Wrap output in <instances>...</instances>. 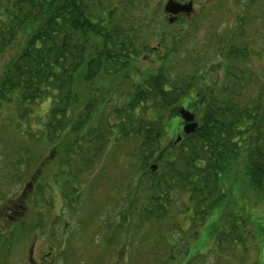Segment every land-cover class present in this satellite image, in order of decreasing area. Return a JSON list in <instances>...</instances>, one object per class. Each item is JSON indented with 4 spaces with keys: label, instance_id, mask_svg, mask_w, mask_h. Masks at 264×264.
Listing matches in <instances>:
<instances>
[{
    "label": "trees",
    "instance_id": "1",
    "mask_svg": "<svg viewBox=\"0 0 264 264\" xmlns=\"http://www.w3.org/2000/svg\"><path fill=\"white\" fill-rule=\"evenodd\" d=\"M254 1L249 0L239 7L230 35L210 33L207 47L196 35L195 22L183 16L173 23L164 18L168 26L184 25L180 31L162 35L156 53L155 47L149 46L150 39L154 38L149 30L156 18L151 16L154 10L148 7V0L115 3L109 0L105 5L103 0H0V111L11 109L18 121L17 129L28 128L22 130L20 136L25 135L35 143L44 138L54 149L53 153L63 150L68 157L64 160L57 156L61 170L55 172L59 176L67 173L70 161L84 149L86 156L78 158L77 172L82 174L87 167L92 169L97 165L93 160L103 153L105 140L113 128L117 129L118 137L124 141L131 139L136 145L133 156L134 161H138V171L137 176L128 179V183H134L129 204L123 211L116 209L111 214L117 220L115 224L104 222L98 226L110 232L104 250L121 237L122 224L129 223L131 214L136 227L151 221L161 223L170 217L173 202L174 207L178 206L175 198L182 195L187 201L183 212L189 211L188 204L192 211V215L187 216L190 230L195 231L210 217L214 220L215 246L220 252L231 255L235 248L232 251L229 244L246 242L242 233L248 232L247 216L233 211L225 202L233 183L230 170L240 158L250 192L258 199L264 196V71L253 74L249 67L242 65L249 61L251 53L258 54L260 48H264L263 44L259 50L252 48L259 40L264 41L261 36H264L263 10L259 24L261 35L253 31L252 40L245 32L251 17L249 8ZM155 53L156 68L140 70L137 62ZM213 55L220 57L222 79L209 86L207 99L200 104L201 110L197 109L200 117L197 128L191 134H182L176 142L179 120L177 133L167 140L166 124L177 116L179 107L182 104L191 107L192 94L202 99L199 92L205 87L202 81L207 69L201 65ZM185 62H189L188 71L183 68ZM46 102L48 107L36 117V110ZM73 115L77 116L74 122ZM31 122L35 123V129ZM84 131L85 135L77 143L71 142L72 135ZM24 149L29 153L27 147ZM19 163L14 165V170L24 167ZM39 169L40 166L35 174ZM59 176L55 180L60 179ZM67 183H57L59 193L68 192ZM71 183V191L66 195L68 200H72L74 194ZM33 184L34 192L27 193V190L18 202L23 208L29 207L27 201L34 203L37 209L41 201L50 213L52 203L50 199L45 202L43 183L35 181ZM1 186L0 183V204L5 197H10V194L5 195V189L1 191ZM37 211L31 224L16 223L9 226L6 233L0 230L4 261L18 245L20 237L23 240L34 231L43 235L46 217L40 209ZM59 218L57 215L50 222L55 224ZM172 227L180 229L176 222L168 229ZM182 232L185 233V229ZM196 235L197 232H193L187 244L182 240V245H186L183 255H177L175 243L170 244L164 237L170 254L151 255V262L204 264L205 256L200 253L198 244L194 245L196 252L187 258L189 241H194ZM57 236L51 237L58 241ZM43 239L52 252V262L47 263L61 264L55 257L60 258L62 253L55 249L57 243L63 247L64 238L61 242H47L45 236ZM223 244L226 247L222 248ZM126 245L128 251L134 244L128 241ZM102 255L95 256L97 262Z\"/></svg>",
    "mask_w": 264,
    "mask_h": 264
},
{
    "label": "rangeland",
    "instance_id": "2",
    "mask_svg": "<svg viewBox=\"0 0 264 264\" xmlns=\"http://www.w3.org/2000/svg\"><path fill=\"white\" fill-rule=\"evenodd\" d=\"M106 1L108 2L109 0H103L104 5L105 3L107 4ZM117 1L118 0H111V2L114 3ZM148 1H150V3H148L150 10H154L151 16L154 19L156 18V21L152 22V29L149 30L150 36L154 35V38L150 39L149 46L151 48L155 47L154 52L157 53L160 49L159 38L174 30L180 31V27L184 24L180 23L168 26L164 17L161 16L163 6L167 0ZM248 1L249 0H193L194 13L192 18L187 19V21L195 22L198 25L196 35L200 41L205 44L207 43L210 33H218V36L230 35L235 27V18L239 7L242 3H247ZM263 1L264 0H255L249 8L251 17L246 25L245 32L250 35V37L252 36V40L254 39L253 31L256 30L258 34L261 35L262 28L259 24L262 19L260 16L261 11L263 10L264 12ZM145 4L146 3L143 2V5ZM138 9L139 8H137V10ZM190 32L192 33L190 36L193 37L192 29ZM262 32L264 33V31ZM261 36L264 37L263 35ZM262 44L264 46V41L262 42L259 40L252 45V48L254 47L255 50H259ZM205 45L207 47L208 43ZM260 49L258 54L253 55V53H251L249 61L247 60L246 64H242L246 68L249 67L253 74L264 71V48ZM8 53H6L7 56ZM156 53L154 55L150 54L151 58L143 57L137 62L140 66V70H154L156 68L158 65V61L155 58ZM219 59L220 57L218 58L216 55H213L205 65H201V67L206 66L205 68L207 69L204 74L205 78H203L202 81L206 88H209L210 85L212 86L214 81L219 82L222 79V67ZM185 63L183 68L188 71L190 68L189 62ZM191 97L190 102L192 101L191 103L193 105L195 104V107L191 104L193 107L191 110L195 116L194 122H196L198 126L200 122L199 111L202 108L200 105L202 100L199 99L200 97L196 98L194 94H192ZM47 107V102L42 104L38 107L34 115L38 117L39 114H43ZM188 109L190 110V108ZM197 109H199V111ZM76 119L77 116L73 115L72 122ZM110 122L113 124L114 118L111 117ZM17 124L16 115L11 109L0 111V183L2 184L1 191L5 189V195L10 194V197H5V201L0 204V212L4 210L5 206H10V213L8 214L10 216V222L7 220L6 216L0 215V230L6 233L9 231L7 230L9 226L16 225V223L25 222L31 224L36 218V214L39 212L37 209H40V212L44 213L46 220L43 223L41 231L43 235L36 231V233H30L28 237L23 240L20 237V242L17 246H14L5 261L2 257L3 245H0V264H28L29 244L32 240H36L34 258L38 260L39 256L44 255L45 250L49 249L48 246L45 245L44 236L47 242H61L64 238L65 243L63 247L58 246L57 243L55 249L56 251L60 250L62 253L60 258L55 257V260L60 259L62 261L61 264H154L151 262V255L157 253H163L164 255L170 254V249L168 248L169 243L164 241V237H166L165 240L170 242V244L175 243L174 245L177 248L175 252L177 255H183L186 245H182V240L187 244L188 240H191L193 232H197V238L194 241H189L190 247L187 258L196 252L194 245L198 244L201 250L200 253L202 252V255L205 256L203 259L204 264H264V196L258 199L255 194V196H253L250 192L247 186V178L244 174V163L241 158L236 161L235 166L230 170L233 183L225 203H227L229 207L231 206L233 211L237 213L240 212L244 217L247 216L248 232L245 230V232L242 233L246 241L243 242V244H229L228 248H231L232 251L233 248H235L233 254L226 255L220 252L215 246V238L212 232L214 220L212 221L210 217L206 218L195 231L189 229L187 216L189 215L190 217L192 211H190V205L188 204L189 211L183 212L184 202L186 201V197L183 195L181 198H175L178 206L174 207L173 202L170 217L165 218L161 223L158 221H151L146 224H137L138 226L136 227L134 222L135 217L131 214L129 223L124 225V221L122 224L124 228L121 230V237L117 238L106 250H104L107 247L105 240L109 238L110 232L106 231L104 228L100 229L98 226L104 222L115 224L117 220L115 216L111 214L115 213L116 209L117 211H123L129 204V199L134 191V183H128V179L137 176L138 171V161H134L133 156L136 147L135 143L131 139L124 141L122 138L118 137L115 134L117 129L113 128L111 131L112 134L105 140L107 145L103 153L97 159L95 158L93 160V164L97 165H94L92 169L87 167L82 174L77 172V165L79 163L78 158L86 156V150L84 149L82 152H79V156L75 155L73 160L70 161V169H64L65 171L67 170V173H61L59 176L58 172H55L56 170H61V168L59 169L57 166V156L64 160H66L68 156H64L63 150H59L58 153H53L54 149L46 144L47 142L44 138L43 141L35 143L25 135L20 136V132L22 130L27 131L28 128L21 126L18 130ZM178 124L179 118L177 116H173L169 119L165 127V133L169 134V136L167 135V140L170 141L173 139L174 134L177 133ZM31 125L33 129L36 128L34 122H31ZM85 133L86 131L81 134H77L76 132L71 136V142L77 143ZM115 138L119 140L114 141ZM26 147L29 153L24 149ZM77 153L78 151L75 154ZM17 161H20L19 165L24 164V167L18 166L16 170H14L13 167ZM39 166V172L35 174ZM34 176L35 179H32ZM58 176L59 178L61 177L62 180L61 178L55 180ZM72 177H74L73 181H70ZM31 179V190L33 191L35 190L33 182L38 181L39 184L43 183V191L45 190L46 192L45 202L50 199L52 203L50 213L46 211L48 207L41 201L38 203L39 206L37 209L34 203L33 205L31 202L27 201L29 207L27 208L25 206L23 208L21 207V203L18 202V198L20 197L23 199L24 195H26L25 192L27 190L29 191L27 184ZM57 181L60 182V184L68 182V192L63 190L59 193ZM71 182H73L77 191H79L78 194H76L75 200H68L66 196L71 191ZM127 185L129 187L128 190ZM15 204L17 206H13ZM49 205L50 204H48V206ZM57 215L60 216L61 219L59 218L57 223L52 224L50 221H53ZM13 219H17V221ZM119 221H121V218ZM174 222L180 226V229L174 230L173 226L169 230L168 228L171 227ZM66 224L71 225V227L75 224L72 232L73 236H71V234L65 235L64 229L66 228ZM187 227L189 230H186ZM135 229H137V232H135ZM183 229H185V233L182 232ZM56 234L58 235V241L51 237L53 235L56 236ZM61 235L62 237L60 239ZM102 235L105 238L102 239ZM95 236L99 239H95ZM128 241H130V243L133 241L134 245L130 246L127 251L126 244ZM224 247H226L225 244L222 245V248ZM102 251L104 253L103 255ZM97 254L102 255L99 262L95 259ZM30 264L35 263L31 260ZM45 264L49 263L45 262Z\"/></svg>",
    "mask_w": 264,
    "mask_h": 264
},
{
    "label": "water",
    "instance_id": "3",
    "mask_svg": "<svg viewBox=\"0 0 264 264\" xmlns=\"http://www.w3.org/2000/svg\"><path fill=\"white\" fill-rule=\"evenodd\" d=\"M163 10L169 15L167 21L172 23L179 14L189 15L192 12V1L181 3L176 0H167L163 6ZM178 113L183 123L182 132L184 134L193 133L197 127V123L194 122V114L183 107L178 109ZM179 140L180 136L177 135L175 141L178 142ZM155 168L156 166L153 165L152 169Z\"/></svg>",
    "mask_w": 264,
    "mask_h": 264
},
{
    "label": "flooded vegetation",
    "instance_id": "4",
    "mask_svg": "<svg viewBox=\"0 0 264 264\" xmlns=\"http://www.w3.org/2000/svg\"><path fill=\"white\" fill-rule=\"evenodd\" d=\"M192 1V6H193V11L189 14V15H185V14H180V15H178V17L177 18H179L180 16H183L185 19H191L192 18V16H193V13H194V4H193V0H191ZM162 16H164V18H168V14L167 13H164V11H162ZM202 94V101L206 98L207 99V93H208V88H206V86L203 88V90H201V92H199V94ZM198 94V95H199ZM196 96V95H195ZM195 98V97H194ZM182 107H184V108H186V109H188V108H190V112H192V110H191V108H192V106L190 107V105H188V106H186V105H181ZM180 106V107H181ZM181 127H182V124H180V132H178L180 135H182V131H181ZM177 133V134H178ZM171 143V142H170ZM31 186H32V184L30 183H28L27 184V187H28V189H29V191H28V193H33L34 191L33 190H31ZM34 186V185H33ZM74 187V194L72 195L73 197V199L72 200H75V198H76V194H78V192L79 191H77V189H76V186L74 185L73 186ZM28 199H31V197H27ZM126 212V211H125ZM124 212V213H125ZM10 213V206H5V208H4V210H2L1 212H0V215H3V216H6L7 217V220H9V222H10V216L8 215ZM13 220H17V219H13ZM3 221V220H2ZM8 224H10V223H8ZM69 226H70V228H69ZM65 229H64V233H65V235H68V234H71V236H73V234H72V232H73V228L75 227V224H73V226L71 227V225H69V224H66L65 225ZM35 233H36V231H34ZM30 250H32V255H31V258H30V255H29V263L28 264H30L31 262H30V259H32V261H33V263H37V264H42L43 262H49L50 261V258L52 257V252L50 251V250H45V253H44V255H42V256H39V259L38 260H35V258H34V250H35V247H36V240L35 241H31L30 242ZM37 261V262H36Z\"/></svg>",
    "mask_w": 264,
    "mask_h": 264
}]
</instances>
